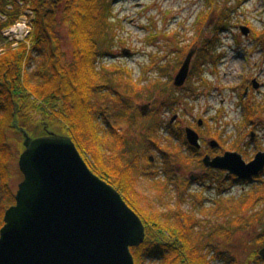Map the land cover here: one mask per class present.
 <instances>
[{
  "label": "trees",
  "instance_id": "obj_1",
  "mask_svg": "<svg viewBox=\"0 0 264 264\" xmlns=\"http://www.w3.org/2000/svg\"><path fill=\"white\" fill-rule=\"evenodd\" d=\"M19 2L34 11L35 19L30 44L24 43L0 55V230L6 210L15 204L11 165L16 160L14 148L20 154L24 150L17 136L23 138L21 130L36 137L56 132L70 136L91 170L115 187L141 217L146 239L131 249L135 264H211L212 260L220 259L222 253L212 247L214 242L220 238L231 241L235 233L245 231L264 217V182L260 181L262 186L246 197L218 195L208 212L202 209L203 216L227 220L225 226L212 229L203 228L204 219L194 212H182L179 205L176 210L163 211L150 204L138 187L141 176H150L148 169H142L140 164L143 161L151 164L150 159L145 160L142 153L134 154L138 150V138L134 136L131 141L130 136L113 125L111 114L108 115L110 97L116 103L113 116L119 118L120 127L129 125L133 132L144 130L145 117L134 107L133 99L141 98L146 88L135 82L126 68L105 63L106 58L113 57L116 36L113 1L0 0V11L6 12L13 5V10L8 11L12 20L5 26L21 14ZM225 14L213 30L215 37L204 38L203 29L199 30L197 36L201 37L203 46L197 52L193 73L198 71L203 75V66L210 58L215 57L216 64L213 47L216 36L230 25V16ZM61 26L67 28L71 61L66 60ZM261 35L264 32L258 33V37ZM101 59L103 67H100ZM245 108L254 117L253 107ZM151 127L147 132L149 138L163 129L160 124ZM150 142L158 147L159 142ZM184 143L188 145L187 139ZM231 183L234 184L233 180ZM186 202L184 197L183 205ZM259 205L263 210L249 215ZM200 227L202 232L197 230ZM255 242L264 249V225ZM261 251L255 252L248 264H264Z\"/></svg>",
  "mask_w": 264,
  "mask_h": 264
},
{
  "label": "rangeland",
  "instance_id": "obj_2",
  "mask_svg": "<svg viewBox=\"0 0 264 264\" xmlns=\"http://www.w3.org/2000/svg\"><path fill=\"white\" fill-rule=\"evenodd\" d=\"M112 1L115 11L113 32L116 36L113 57L106 58L105 63L126 68L134 81L146 88L141 98L133 99L139 113L141 107H151L147 116L141 113L145 117L142 122L144 130L133 132L129 125L120 127L119 118L113 116L117 110L116 103L113 98L107 100L108 115L111 114L113 125L130 136L131 141L134 136L138 138L139 146L134 154H144L147 161L148 158L154 159L153 164L144 161L140 164L150 174L139 178L141 195L159 210H176L179 205L182 212L196 213L205 220V229L225 226L227 220L203 216L201 210L208 212L218 195L246 197L262 186L260 181L264 182V176L256 179L258 183L232 184L226 180V174L206 169L202 163L204 155L190 153L189 146L185 145V130L194 121H206L210 129L201 130L199 135L203 143L207 142V146H201L202 152L212 150L208 142L216 141L211 140L214 136L219 137L221 145L225 144V150L238 145L237 148H241L238 153L246 162L255 154L264 152V36L258 37V33L264 32V0ZM223 13L229 14L230 25L227 31L216 36L213 46L216 64L215 57L210 58L203 66V75L198 71L193 73L196 53L185 86L176 90L174 80L186 57L192 50L198 52L203 46L201 37L197 36L199 30L203 29L204 38L215 37L213 30ZM242 28L250 31L247 37ZM60 32L66 60L71 61L72 48L66 26H61ZM99 63L103 67L102 59ZM254 82L259 88H253ZM246 105L253 107L254 117H250ZM152 112H155L153 116ZM174 117H177L175 121ZM152 124H160L163 129L149 138L147 132L152 129ZM17 139L23 144V138L17 136ZM150 140L159 142L158 147ZM14 152L16 160L11 165V188L16 193L24 177L18 164L20 152L16 148ZM212 152L224 154L222 148ZM192 175H200L201 178L191 183ZM184 197L187 202L183 205ZM261 210L263 207L259 205L249 215ZM262 225L264 217L254 221L245 231L235 233L231 241L220 238L214 242L212 247L222 253V257L212 260L211 264H248L255 252L264 250L255 242ZM203 228L197 230L202 232ZM215 254L216 251L211 258Z\"/></svg>",
  "mask_w": 264,
  "mask_h": 264
},
{
  "label": "water",
  "instance_id": "obj_3",
  "mask_svg": "<svg viewBox=\"0 0 264 264\" xmlns=\"http://www.w3.org/2000/svg\"><path fill=\"white\" fill-rule=\"evenodd\" d=\"M249 32L242 28L246 37ZM196 53L186 57L174 80L176 88L185 86ZM150 109L141 107L142 115ZM21 132L24 150L18 164L24 180L15 204L5 212L0 264H135L131 249L145 242L146 227L121 193L91 170L70 136ZM186 139L201 149L195 130L186 129ZM210 146L217 149L219 143L211 141ZM203 163L250 181L264 172V152L250 163L234 152L206 156ZM260 254L264 258V250Z\"/></svg>",
  "mask_w": 264,
  "mask_h": 264
},
{
  "label": "built area",
  "instance_id": "obj_4",
  "mask_svg": "<svg viewBox=\"0 0 264 264\" xmlns=\"http://www.w3.org/2000/svg\"><path fill=\"white\" fill-rule=\"evenodd\" d=\"M21 14L16 17L13 24L5 26L11 17L8 11L13 10V5L8 6L6 12L0 11V55L4 54L8 49H16L22 43L28 41L33 31V21L35 13L23 2H19Z\"/></svg>",
  "mask_w": 264,
  "mask_h": 264
},
{
  "label": "flooded vegetation",
  "instance_id": "obj_5",
  "mask_svg": "<svg viewBox=\"0 0 264 264\" xmlns=\"http://www.w3.org/2000/svg\"><path fill=\"white\" fill-rule=\"evenodd\" d=\"M256 86H258V88H259V85L258 84H256ZM253 88L254 89H256L255 88V85L253 86ZM179 89H181V88H179ZM208 126H207V123H206V121H203V120H199V121H194L189 127H187V129L188 128H191V129H193V130H195L197 133H199V135L201 136V134H200V131L201 130H207L208 128H207ZM210 129V128H209ZM208 129V130H209ZM218 130V129H217ZM186 131V130H185ZM211 140H216L218 143H219V148H222V150H223V152H224V154L223 155H216V154H214V152H212V150L214 151V150H217V149H214V148H211L212 150L211 151H209V150H205L204 152H202V149L200 150V149H195V148H193V147H191L189 144H188V150H189V152L190 153H192V154H196V155H198V156H203L204 155V158L206 157V156H210L211 158H216V157H219V156H224L225 155V153H227V152H234V153H238V152H240L241 150V148L240 149H238L237 148V146H235V148H233V149H230L229 147L228 148H226V150L224 149V146L222 147V145H221V140L219 139V137L218 136H214ZM211 142V141H210ZM200 143L202 144L201 146H203V144H206V146H207V142H202V137L200 138ZM208 146L209 147H211L210 146V143L208 142ZM246 153L244 152V155H245ZM241 155V154H240ZM256 155L257 154H255L254 155V157H252V158H249V162H247V163H250L251 161H253L254 159H255V157H256ZM150 159V162H151V164H153V161H154V159L153 158H149ZM204 160V159H203ZM202 163H203V161H202ZM203 165H204V163H203ZM205 166V165H204ZM206 168V167H205ZM206 169H208V170H211L210 168H206ZM214 172H219V174L221 173V174H226L225 175V177H226V180H228V181H230L231 182V180H233V183L234 184H236V183H240V184H243V183H255V181H256V183H258V181L256 180V179H260L261 177H259V178H255V179H252V180H250V181H238V179H237V177H235L234 176V178H233V176H227V172H225V171H219V170H214V169H212ZM211 170V171H212ZM201 178V176L200 175H192L191 176V178H190V181H191V183H193L194 181H198L199 179ZM248 183V184H249Z\"/></svg>",
  "mask_w": 264,
  "mask_h": 264
}]
</instances>
